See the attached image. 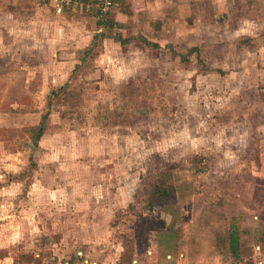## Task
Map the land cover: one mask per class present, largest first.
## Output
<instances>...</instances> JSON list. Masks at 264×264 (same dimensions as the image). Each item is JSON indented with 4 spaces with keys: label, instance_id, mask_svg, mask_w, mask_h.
<instances>
[{
    "label": "rangeland",
    "instance_id": "374dc122",
    "mask_svg": "<svg viewBox=\"0 0 264 264\" xmlns=\"http://www.w3.org/2000/svg\"><path fill=\"white\" fill-rule=\"evenodd\" d=\"M76 2L59 12L49 0H0V264H256L264 0H168L148 26L121 31L98 27L93 0ZM104 34L115 44L101 47ZM63 51H80L72 74ZM159 173L175 198L149 209ZM232 218L237 256L210 249Z\"/></svg>",
    "mask_w": 264,
    "mask_h": 264
},
{
    "label": "crops",
    "instance_id": "0c3cea01",
    "mask_svg": "<svg viewBox=\"0 0 264 264\" xmlns=\"http://www.w3.org/2000/svg\"><path fill=\"white\" fill-rule=\"evenodd\" d=\"M21 1H24V0H21ZM167 1L168 0H115V7L113 10L110 11V14L107 17V21L105 23H107L108 21L113 22V26L115 28H119L120 31H121V28L125 29L124 27H129V26L133 25V22L138 23L139 21H141L142 26L146 27V26H148V21L153 20L152 18H153L155 13L164 11V8L167 4ZM19 2H20V0H19ZM16 4L12 3V7H14ZM81 5H83V4H81ZM95 5H96V0H93L92 5H90L89 7L95 8ZM186 5H189V4L187 3L184 5L185 8H188ZM54 8H55V6H54ZM55 9L57 11V8H55ZM100 23H102V24L100 26L98 25V27L100 29L102 28L104 30L106 28L105 23L101 22V21L99 22V24ZM57 27H58V24L55 26L56 32L52 33L54 36L50 37V38L47 37V42L49 44H52V43L55 44V45L52 44L53 46L51 45L52 47H54V49H56V46L62 44L61 37H59V34H58L59 28L57 29ZM44 36L45 35H42L41 37H44ZM79 37L85 38L84 46L85 45H87V46L84 49L90 48L89 45H91L92 43L95 42V41H93L94 37L93 36L91 37L90 35L88 36L87 34H85V35L80 34ZM100 41H101V43H100L101 47L104 45L107 46V44H109V46L115 44V41H113L111 38H108V37L105 38L104 36H103V38H100ZM78 43H80V42H78ZM91 47H93V46H91ZM84 49H82V50H84ZM53 52L56 54L57 51L53 50ZM78 52L80 53V51H78ZM78 52L71 53V52H64L63 51L61 53L63 58L68 59V60H66V63H67V66L69 67L70 74H72V72L75 69H77V66L79 64H81L80 63L81 60H79V58H77V55L79 56ZM101 53H103V52H101ZM88 54H89L88 52L84 53V57H82V59H84ZM51 55L54 56V54L50 53L49 56H51ZM104 58H108V54L105 55ZM109 58L111 59L112 56H109ZM116 58L117 57H115V59ZM86 60H87V58H86ZM217 227H218V225H217ZM217 230L216 231L214 230L213 233L209 232L210 233L209 239L211 240V243H212L210 249H214V250L230 249L229 241L227 240V237L229 236V232L225 236L222 233H220V231H221L220 228H217ZM220 236H223V238L225 237V239L223 240L226 244L225 248H224V244H222V245L220 244V241L218 238ZM242 238L243 237L240 238L241 242H242ZM187 244L188 245L190 244V240L187 242ZM257 247L260 248V252H258V254H260V256L263 258L260 260L264 264V257H263L264 253L262 252L263 248L260 245H256L255 248L257 249Z\"/></svg>",
    "mask_w": 264,
    "mask_h": 264
},
{
    "label": "trees",
    "instance_id": "16d2710c",
    "mask_svg": "<svg viewBox=\"0 0 264 264\" xmlns=\"http://www.w3.org/2000/svg\"><path fill=\"white\" fill-rule=\"evenodd\" d=\"M115 4L112 8L114 9ZM102 24V23H100ZM105 26H108L109 28L114 27L113 22L108 21L105 23ZM105 36V34L103 35ZM121 43H124V40L121 41ZM198 53V49L195 48L191 50V53ZM190 53V54H191ZM189 56H184L182 59L183 61L186 60V58ZM53 94L49 96L48 100V107H51L53 105ZM48 121L49 117L44 116L43 121L40 125L36 127H32L30 129V133L32 136V147L31 150L36 149L38 146L39 141L43 137V135L46 133L48 129ZM167 176V178L165 177ZM174 199L175 198V189L171 182V174L167 173V175L164 173H159L156 181L148 186L147 191V204L149 209L157 208L166 203V199ZM229 246H230V252L233 256H237L239 253V250L241 248V241H240V222L238 218H232L231 224H230V231H229Z\"/></svg>",
    "mask_w": 264,
    "mask_h": 264
},
{
    "label": "built area",
    "instance_id": "2783aa9c",
    "mask_svg": "<svg viewBox=\"0 0 264 264\" xmlns=\"http://www.w3.org/2000/svg\"><path fill=\"white\" fill-rule=\"evenodd\" d=\"M50 3H52L59 12L62 10V7L64 5H68L70 3H77L81 4L82 2H76L77 0H49ZM115 4V0H96L95 8L98 11V16L101 20V22H106L107 17L110 14V11L112 10L113 6ZM257 251L260 252V248L257 247ZM86 264H116L115 262H110L108 259H102V260H93V261H87ZM256 264H263L261 260H258Z\"/></svg>",
    "mask_w": 264,
    "mask_h": 264
}]
</instances>
